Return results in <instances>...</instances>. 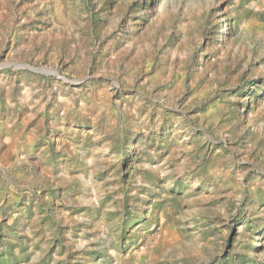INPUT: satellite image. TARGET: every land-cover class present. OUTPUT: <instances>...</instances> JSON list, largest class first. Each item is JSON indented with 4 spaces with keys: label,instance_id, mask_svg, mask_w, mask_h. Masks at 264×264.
Wrapping results in <instances>:
<instances>
[{
    "label": "rangeland",
    "instance_id": "obj_1",
    "mask_svg": "<svg viewBox=\"0 0 264 264\" xmlns=\"http://www.w3.org/2000/svg\"><path fill=\"white\" fill-rule=\"evenodd\" d=\"M0 264H264V0H0Z\"/></svg>",
    "mask_w": 264,
    "mask_h": 264
}]
</instances>
